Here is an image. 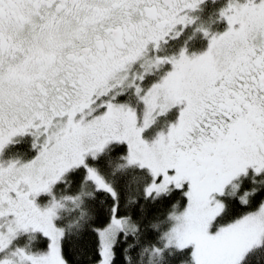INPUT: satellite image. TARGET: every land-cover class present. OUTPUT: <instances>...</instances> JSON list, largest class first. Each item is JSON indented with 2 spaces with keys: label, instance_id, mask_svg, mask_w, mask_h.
Instances as JSON below:
<instances>
[{
  "label": "snow or ice",
  "instance_id": "1",
  "mask_svg": "<svg viewBox=\"0 0 264 264\" xmlns=\"http://www.w3.org/2000/svg\"><path fill=\"white\" fill-rule=\"evenodd\" d=\"M201 3L0 0V264L264 258V0H224L219 32L196 23ZM25 135L31 155L4 158ZM85 186L75 260L59 209Z\"/></svg>",
  "mask_w": 264,
  "mask_h": 264
},
{
  "label": "trees",
  "instance_id": "2",
  "mask_svg": "<svg viewBox=\"0 0 264 264\" xmlns=\"http://www.w3.org/2000/svg\"><path fill=\"white\" fill-rule=\"evenodd\" d=\"M190 42H191V40L188 41V43H187L188 46H189ZM170 44L174 48V47L177 46L178 43H177V41H172ZM169 50H171V49H169ZM149 79H151V77H149ZM140 108L142 109V105H139V107L137 108V110L139 112L141 111ZM174 120H175V118H173V117H170L168 119V121H174ZM24 150L26 151L27 155H31V152L27 151L28 148H25ZM22 154L23 153L21 152V155ZM117 163H119V162L113 160L111 167L114 168ZM109 171H110V169H109ZM132 174H133V170L132 169H128L127 175L130 176ZM117 178H119V177H117ZM109 179L111 180V179H113V177L111 175H109ZM82 191H83L84 195H81L82 202H81V204L78 207L76 206V207L70 209V211H68V212H62V210H59V217H60L61 221L63 222V224L65 226H69L70 225L69 239L73 240V244H67L65 246V252H66V254H71L72 258L75 259V260H80L81 259V257L74 251V247H75L74 244L76 242L75 241V237L78 236V234H79L78 233V226H79L80 223L83 222L80 219V212H81V210H83L84 213H85V218H86L87 213L89 211V207H90V205H89V197L86 194L91 192L92 188H91V186H85ZM74 192L76 194H78L80 192V190L79 189H74ZM128 194L129 195H134V192H130ZM104 219H106V216L102 217L101 219H99V220H97L95 222L96 223H102L104 221ZM70 222H71V224H70ZM84 242L87 245V249H88L89 254L94 253V247H95V243H96V235H95V233L90 231V230L87 231L86 235L84 237ZM46 246H47L46 238H43L41 240V244L39 246V249L45 250ZM122 247H123V242H119L118 246L114 245V248H116L117 251H119V249L122 248ZM120 259H122V257ZM134 264H149L148 254L146 253L144 255V257L142 258V260H141V257H139L137 255ZM153 264H160V262H159L158 259H156L154 257L153 258ZM252 264H256L255 259H253ZM259 264H264V258H262V260L259 262Z\"/></svg>",
  "mask_w": 264,
  "mask_h": 264
},
{
  "label": "flooded vegetation",
  "instance_id": "3",
  "mask_svg": "<svg viewBox=\"0 0 264 264\" xmlns=\"http://www.w3.org/2000/svg\"><path fill=\"white\" fill-rule=\"evenodd\" d=\"M223 4H224V0H202L200 7L194 12V14L197 15L198 17L196 23L203 22L207 27H209L210 31H216V32L223 31L224 28L226 27V22L222 18L217 19V15H218L217 10ZM192 27H194V25L186 27L184 33H182V37L184 35L191 33ZM190 40L191 42L189 46L187 45V51L189 53L202 51L207 46V37L203 36V34L199 31H197ZM171 42L172 41H169V44ZM177 43H179V41H177ZM138 107L139 105L137 106V108ZM137 112L139 111L137 110ZM177 113H178V106H173L171 109L167 111L166 114L157 117L156 121L159 119H163V117H165L166 118L165 120L167 121L170 117L176 118ZM156 121L149 129H147L148 133H145L146 135L149 134V131L152 128L153 130L151 132L163 127L164 120H162L160 123L159 122L156 123ZM30 140L31 137L25 135L23 138H21L18 144L10 145L9 147H7L3 152V157L7 158L11 153H14L17 148H21V149L28 148Z\"/></svg>",
  "mask_w": 264,
  "mask_h": 264
},
{
  "label": "rangeland",
  "instance_id": "4",
  "mask_svg": "<svg viewBox=\"0 0 264 264\" xmlns=\"http://www.w3.org/2000/svg\"><path fill=\"white\" fill-rule=\"evenodd\" d=\"M143 107V106H142ZM142 110V109H141ZM141 113V111L140 112H138V114H140ZM166 118L165 117H163V119H159V120H157L156 121V123L157 122H161L162 120H164V122H166L167 120H165ZM153 130V128L152 129H150V131H149V133L151 132ZM145 133H148V131L147 130H145ZM70 179V178H69ZM73 191V193L74 194H76L75 192H74V189L72 190ZM63 192V189H61V190H58V196L61 194ZM81 202H82V197L80 196V199L78 200V201H74V200H72V199H67V200H64V201H62V207L59 209V210H62V212H68V211H70V209H72V208H74V207H78L80 204H81ZM39 235V234H38ZM19 240H20V242H21V244H23V243H25V240H26V238H24V237H20L19 238ZM40 244H41V240L38 242V243H36L35 245H34V250H35V248H39V246H40Z\"/></svg>",
  "mask_w": 264,
  "mask_h": 264
}]
</instances>
